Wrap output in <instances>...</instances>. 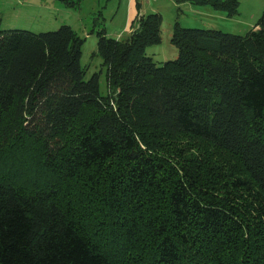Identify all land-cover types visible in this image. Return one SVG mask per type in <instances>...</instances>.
I'll return each mask as SVG.
<instances>
[{"label": "trees", "instance_id": "obj_1", "mask_svg": "<svg viewBox=\"0 0 264 264\" xmlns=\"http://www.w3.org/2000/svg\"><path fill=\"white\" fill-rule=\"evenodd\" d=\"M160 25L97 31L106 95L70 26L0 28V264H264V12L156 62Z\"/></svg>", "mask_w": 264, "mask_h": 264}, {"label": "rangeland", "instance_id": "obj_2", "mask_svg": "<svg viewBox=\"0 0 264 264\" xmlns=\"http://www.w3.org/2000/svg\"><path fill=\"white\" fill-rule=\"evenodd\" d=\"M173 1H178L179 5L174 6L167 0V3L157 2L155 4L161 16V42L147 47L145 52L156 62L173 60L177 56V49L170 42V35L175 22H178L182 27L199 26L201 28L205 26L231 34L243 35L254 27L264 12V0H239L237 13L232 16H226L224 12L216 11L210 5L200 4L194 0H188L189 2H185L186 0ZM97 3V0L83 3L81 10L77 6L71 7L59 3V9L55 12H41L36 15L34 0H0V28L19 29L32 33L53 31L58 28V25L53 22L55 19L68 20L76 26L75 22L79 13L81 11L85 13L87 9L90 10L92 18H99L101 22L105 21L106 24H109V20H104V17L106 19L113 0L105 6L102 2ZM194 9L202 10L201 13H197ZM87 34L91 39L96 40V29L92 32L88 30ZM79 35L84 39L80 63L87 69L85 78L88 79L94 73H99V92L106 95L105 70L101 66V59L95 55L96 43L92 45L90 38L84 37L81 33ZM118 36L117 33L114 38H123L127 36V33L121 37Z\"/></svg>", "mask_w": 264, "mask_h": 264}, {"label": "crops", "instance_id": "obj_3", "mask_svg": "<svg viewBox=\"0 0 264 264\" xmlns=\"http://www.w3.org/2000/svg\"><path fill=\"white\" fill-rule=\"evenodd\" d=\"M90 1L91 0H34V12L36 15L40 14L41 12H55L57 9H59V3L69 5L71 7L77 6L81 10L82 4L88 3ZM97 1V4H100L102 2V4L105 6L109 1L112 0ZM167 1H170V3L174 4V6L179 5L178 1ZM157 2L167 3L166 0H113L106 19L104 17V20H109V24H106L105 21L101 22L99 18H92L89 9H87L85 13H82V11L79 13L77 21L75 22L76 26H74V24H71L68 20L64 21L61 19H55L53 22L58 25L57 27L61 25H68L76 34L79 35V33H81V35H84V37L87 38H90L87 34L88 30H91L92 32L96 29L97 31L102 30L104 34L112 38H114V35L116 36L117 33L120 37L123 34L127 33V36H124L123 38H116L124 39L129 37V35L131 34L133 24L135 23L139 15H147L149 13H157L160 15V13L158 12V7L155 6ZM185 2L189 1L186 0ZM201 10L202 9H194V11L197 13H201ZM201 28L206 27L202 26ZM96 40L90 38V44H95Z\"/></svg>", "mask_w": 264, "mask_h": 264}]
</instances>
